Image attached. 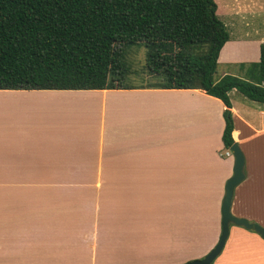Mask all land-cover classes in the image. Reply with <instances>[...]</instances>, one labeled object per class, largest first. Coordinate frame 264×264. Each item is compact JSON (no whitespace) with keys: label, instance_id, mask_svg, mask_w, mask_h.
<instances>
[{"label":"crops","instance_id":"0c3cea01","mask_svg":"<svg viewBox=\"0 0 264 264\" xmlns=\"http://www.w3.org/2000/svg\"><path fill=\"white\" fill-rule=\"evenodd\" d=\"M252 1L216 0L229 33L218 67L260 61ZM229 71L216 80L241 75ZM134 87L0 89V179L67 181L0 188V264H178L169 252L185 247L187 227L204 244L199 258L215 247L234 168L225 103L201 89ZM230 98L246 157L232 210L263 226L264 103L236 89ZM230 241L234 255L216 264H264L262 237L232 228Z\"/></svg>","mask_w":264,"mask_h":264},{"label":"trees","instance_id":"16d2710c","mask_svg":"<svg viewBox=\"0 0 264 264\" xmlns=\"http://www.w3.org/2000/svg\"><path fill=\"white\" fill-rule=\"evenodd\" d=\"M217 10L216 0H0V89L135 88L126 82L125 51L144 45L147 67L161 81L143 87L201 89L221 99L229 149L230 92L264 103V44L260 61L242 64L244 76L216 80L229 39Z\"/></svg>","mask_w":264,"mask_h":264},{"label":"rangeland","instance_id":"374dc122","mask_svg":"<svg viewBox=\"0 0 264 264\" xmlns=\"http://www.w3.org/2000/svg\"><path fill=\"white\" fill-rule=\"evenodd\" d=\"M249 6V5H248ZM251 9H255L256 11V17L250 18L249 22L252 24L251 27H261L264 29V0H258V1H252L250 3ZM233 22V28H235L236 23ZM232 26V25H231ZM147 48L146 46H130L125 51V60L127 62V65L129 67V76L127 79V83H129L132 86L137 87H143V86H151L159 83L161 81V78L155 74H151V71H149L147 67ZM230 70L229 72H239L241 73L240 76H244V69L242 68V64L239 65V69L237 66H228L227 64H220L217 68V71L215 73V78H218L223 72ZM246 99V98H245ZM67 181H55V180H3L0 179V188H10V189H36V188H55L57 186H65ZM248 202L251 204V197L248 198ZM258 210L260 213H258L262 218H264V205L259 207ZM238 210L234 209L233 213L235 215H239L240 213ZM252 222H261L259 220H256L254 218L250 219ZM262 225V224H261ZM264 226V225H263ZM196 229L188 230L187 227V242L185 247L176 248L175 252L170 251L169 252V258L176 259H183L182 262L178 260V264H186L189 261L199 259V256L197 255L199 249L204 246L203 243H198L196 238L194 237V231ZM207 234V231L203 229L202 235ZM194 237V238H193ZM173 246V245H171ZM68 248V247H67ZM234 246L231 244V241L227 243L223 250L222 256L219 257V260H229L233 253ZM59 252L63 253L62 250H59ZM64 254V253H63ZM218 259V258H217ZM216 264V262H214Z\"/></svg>","mask_w":264,"mask_h":264},{"label":"water","instance_id":"95a60500","mask_svg":"<svg viewBox=\"0 0 264 264\" xmlns=\"http://www.w3.org/2000/svg\"><path fill=\"white\" fill-rule=\"evenodd\" d=\"M230 153L234 157L233 175L227 180L225 196L222 202V231L218 243L203 258L195 259L186 264H213L223 252L231 234V225L244 227L256 232L264 239V226L258 222H252L246 217L233 213V203L236 188L246 179V157L239 142L235 141L230 147Z\"/></svg>","mask_w":264,"mask_h":264},{"label":"built area","instance_id":"2783aa9c","mask_svg":"<svg viewBox=\"0 0 264 264\" xmlns=\"http://www.w3.org/2000/svg\"><path fill=\"white\" fill-rule=\"evenodd\" d=\"M264 86V85H263ZM230 152H228V154H229Z\"/></svg>","mask_w":264,"mask_h":264}]
</instances>
